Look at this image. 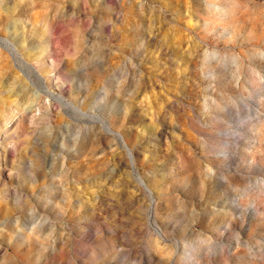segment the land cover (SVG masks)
Wrapping results in <instances>:
<instances>
[{"label": "rangeland", "instance_id": "rangeland-1", "mask_svg": "<svg viewBox=\"0 0 264 264\" xmlns=\"http://www.w3.org/2000/svg\"><path fill=\"white\" fill-rule=\"evenodd\" d=\"M0 264H264V0H0Z\"/></svg>", "mask_w": 264, "mask_h": 264}]
</instances>
